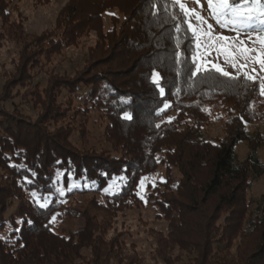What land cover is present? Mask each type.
Returning <instances> with one entry per match:
<instances>
[{"label":"trees","instance_id":"16d2710c","mask_svg":"<svg viewBox=\"0 0 264 264\" xmlns=\"http://www.w3.org/2000/svg\"><path fill=\"white\" fill-rule=\"evenodd\" d=\"M69 2L70 9L58 23L62 29L56 30L60 36L50 34L42 42L55 46L59 39L76 42L85 30L99 33L81 76L63 84V90L77 97L86 84L89 94L85 104L92 107L98 99L97 90L105 85L115 100L113 104H98L108 121L104 142L110 149L90 147L79 152L68 143L67 129L49 132L38 120L31 123L0 114V167L6 171L9 185L0 187V206L4 199L21 197L23 191L42 194L45 188H53L52 175L57 171L62 172L64 184L70 179L79 181L81 195H95L123 176L119 191L105 197L108 205L102 210L117 212L141 203L156 208L168 222L163 248L167 253L161 256L164 264H264V209L261 215L252 212L246 198L250 176L264 173L256 156L257 146L246 130V124L264 120V98L258 97L257 83L218 74L190 78L186 65L175 58L178 50L185 58L191 51L190 40H184L187 24L173 0ZM3 3L0 0L2 21L6 17ZM110 10H119L123 19L118 27L113 24L103 32L101 17ZM111 19L116 22V17L111 15ZM42 42L36 40L34 47L38 49ZM153 72L161 77L163 99L152 81ZM55 88L50 87V96ZM164 102L171 106L157 114ZM217 112L225 113L223 136L214 141L202 139L201 130ZM46 113L45 119L59 115L54 109ZM124 113L132 119H124ZM240 142H248L249 153L244 162L235 164V148ZM159 168L164 171L163 180H154V187L153 182L147 183L142 201L140 179L150 178ZM67 204L53 197L47 208L29 205L18 233H12L9 240L0 238V264H15L28 254L38 255L40 260L66 258L81 247L90 248L91 264H108L115 258L112 241L102 239L105 223ZM71 215L85 219L77 242L59 235L56 221H52L55 216L64 222ZM242 234L254 235L247 241L251 248L240 244L234 257L226 254L234 238L242 239L238 238Z\"/></svg>","mask_w":264,"mask_h":264},{"label":"rangeland","instance_id":"374dc122","mask_svg":"<svg viewBox=\"0 0 264 264\" xmlns=\"http://www.w3.org/2000/svg\"><path fill=\"white\" fill-rule=\"evenodd\" d=\"M3 2L6 17L4 21L0 18V114L7 119H22L31 123L38 120L49 132L59 128L67 129L70 133L68 143L72 149L79 152L87 151L90 147L109 150V144L104 142V130L108 121L105 118L104 108L98 104H113L115 100L110 98L111 93L104 89L105 85L101 84L97 90L98 99H95L92 107L90 103L85 104L89 94L86 84L81 86L77 97L63 90L65 87L63 84L81 76L86 68L84 64L88 51L97 43L99 33L94 30H85L74 43H66L59 39V45L52 46L48 43L45 45L42 41L50 34L55 33L56 36H60L56 30L62 29L59 24L66 15V9H70L69 0H3ZM181 2L185 3L189 9L194 8L199 11L209 23L213 24L217 32L234 35L233 32L219 29L209 18L206 0H199V4L197 0H181ZM111 15L116 17V22L111 19ZM122 19L123 15L119 10L107 11L101 17L100 29L106 32L114 27L113 24L118 27ZM36 40L42 42L38 44V49L34 47ZM24 58L25 61H23ZM23 62H25L24 66H22ZM252 67L256 68L255 75L264 76V72L259 70L258 65H252ZM228 71L233 72L230 67ZM249 73L254 74L251 69ZM256 83L258 85V81ZM51 86H56V90L54 95L50 96ZM251 96L253 99L256 98L254 95ZM258 97L264 98L260 94ZM121 102L126 103L127 100H121ZM53 109L55 113L59 112V115H48L45 119L46 112H52ZM1 119H3L2 116L0 121ZM224 122L225 113L217 112L212 115L210 123L201 130V138L207 141L221 138ZM246 130L253 138V145L257 146V159L264 166V120L246 124ZM248 153V142H240L235 148V164L244 162ZM8 169L13 171V167ZM5 172L0 167V187L9 186ZM163 174V169L159 168L150 176L147 183L154 180L162 181ZM52 176L53 180L55 179L53 188H45L42 194H38L41 203L44 196H48L50 201L53 197H60L62 201L68 203L69 208L85 215L90 214L96 222L105 223L106 233L102 239L107 243L112 241L115 249L111 254L116 256L112 257L108 264H164L161 256L165 257L167 253L163 248L164 237L168 235V222L159 215L156 208L141 203L139 206L117 212L102 210L108 205L106 196L119 191L123 182L120 178L123 176L115 178V186L110 191L106 192L105 189L113 184L114 179L95 195L92 193L81 195L80 190L83 187L81 188L79 181L70 179L64 184L63 174L60 171L54 172ZM248 182L246 198L251 203L250 210L261 215L264 209V173L260 176H250ZM69 183L75 184L78 190H74L75 187H73L71 191H66L64 196H60L57 189H67ZM145 190L146 186L143 189L139 188L140 197ZM74 191L79 192L73 197H66ZM33 192L36 191H23L19 198L4 199L5 203L0 206L1 239L9 240L12 233H18L26 218L29 205H38L32 196ZM55 221L58 234L72 237L74 240L85 226L83 217L74 218L73 215L67 217L64 222ZM243 234L238 237L243 240L234 238L226 254L234 257L239 249L238 245L241 244V247L249 244L247 241L254 236ZM247 247L251 248V244ZM96 252L98 254L99 251ZM37 256L28 254L21 257L15 264H91L88 261L92 259L89 247L76 249L75 254L69 256L66 254V258L49 259L50 256H48L40 260ZM97 264H101V261Z\"/></svg>","mask_w":264,"mask_h":264},{"label":"snow or ice","instance_id":"6c2138e0","mask_svg":"<svg viewBox=\"0 0 264 264\" xmlns=\"http://www.w3.org/2000/svg\"><path fill=\"white\" fill-rule=\"evenodd\" d=\"M197 3L199 4V0ZM173 4L178 5L184 17V23L187 24L184 40H190L191 51L190 57L185 58L178 50L175 58L177 63L186 65L190 78L218 74L220 77L236 80L242 75L244 79L253 83L258 81L259 94L264 96V76L255 75L256 68L252 67V65H258L259 70L264 72V0H206L209 18L219 29L233 32L234 35L231 36L217 32L207 18L196 9L186 7L181 0H173ZM176 31L178 33L181 31L179 25L176 26ZM177 47L179 48V44ZM229 67L233 72L228 71ZM249 69L254 74H250ZM160 79L159 73H152V81L159 88L163 99L165 89L160 86ZM170 106L168 102H164L157 114ZM123 118L132 119L128 113H124ZM120 179L123 180L124 177ZM149 179V177H142L138 188L143 189ZM75 186L69 183L67 189L58 188L57 191L60 196H64L66 191H71ZM114 186L115 178L113 184L105 191H110ZM152 186H155L154 182ZM32 196L41 208H47L51 202L48 196H44L41 203V198L36 192H33ZM55 219L56 217L53 216L52 221Z\"/></svg>","mask_w":264,"mask_h":264}]
</instances>
